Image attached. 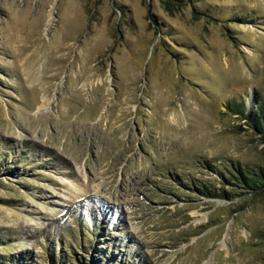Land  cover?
<instances>
[{
	"label": "rangeland",
	"instance_id": "374dc122",
	"mask_svg": "<svg viewBox=\"0 0 264 264\" xmlns=\"http://www.w3.org/2000/svg\"><path fill=\"white\" fill-rule=\"evenodd\" d=\"M190 2L0 0V264H264V0Z\"/></svg>",
	"mask_w": 264,
	"mask_h": 264
},
{
	"label": "trees",
	"instance_id": "16d2710c",
	"mask_svg": "<svg viewBox=\"0 0 264 264\" xmlns=\"http://www.w3.org/2000/svg\"><path fill=\"white\" fill-rule=\"evenodd\" d=\"M168 9H178L180 7L192 5L190 0H163ZM196 12V11H195ZM205 16L207 14H204ZM195 16H198L195 14ZM257 106L247 110L246 108H238L235 111L241 113L249 126L257 131V133L264 140V104L255 100ZM236 174L233 177L238 181V185L244 189L251 190L252 193H259L264 191V168H260L257 172H251L248 168H234ZM223 172V171H222ZM221 173V172H220ZM212 198H228L229 194L223 189L221 193H209ZM231 199V198H230Z\"/></svg>",
	"mask_w": 264,
	"mask_h": 264
},
{
	"label": "bare ground",
	"instance_id": "6f19581e",
	"mask_svg": "<svg viewBox=\"0 0 264 264\" xmlns=\"http://www.w3.org/2000/svg\"><path fill=\"white\" fill-rule=\"evenodd\" d=\"M45 102H47V99H46V101Z\"/></svg>",
	"mask_w": 264,
	"mask_h": 264
}]
</instances>
